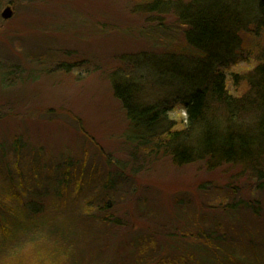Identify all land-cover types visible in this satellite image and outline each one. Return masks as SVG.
I'll use <instances>...</instances> for the list:
<instances>
[{"label": "rangeland", "instance_id": "obj_1", "mask_svg": "<svg viewBox=\"0 0 264 264\" xmlns=\"http://www.w3.org/2000/svg\"><path fill=\"white\" fill-rule=\"evenodd\" d=\"M147 1L0 0V222L11 228L0 230V264H159L182 252L185 264H233L234 253L263 264L264 157L177 164L173 144L144 146L114 96L112 80L131 72L120 92L133 83L140 105L177 99L168 116L174 130L186 123L164 61L192 67L195 52L174 18L136 8ZM237 28L227 84L242 93L264 28Z\"/></svg>", "mask_w": 264, "mask_h": 264}, {"label": "trees", "instance_id": "obj_2", "mask_svg": "<svg viewBox=\"0 0 264 264\" xmlns=\"http://www.w3.org/2000/svg\"><path fill=\"white\" fill-rule=\"evenodd\" d=\"M245 1L254 3L247 8L246 15L239 13L243 0H189L186 3L183 0H149L136 6L144 14L174 18L183 27L186 45L195 52L192 67L172 57L164 61L169 70L165 83H169L168 88H172L175 97H184L182 103L187 119L179 130L173 129L168 116L172 102L177 99L171 104L163 100L140 105L133 83L125 87L123 93L119 88L123 82H132L133 73L123 70L122 82L112 80L114 96L125 110L127 120L142 132L138 139L143 140L145 147L173 144L172 160L181 165L203 160L209 165L243 162L256 167L255 163L264 157V49L259 52L253 69L242 76L246 84L242 93L231 92L227 84V70L238 61L241 53L237 27L244 23L253 24L258 30L264 28V0ZM162 25L156 22L152 31H163ZM135 67L131 64L133 71ZM172 74L176 76L175 84ZM162 139L166 140L162 142ZM9 216L10 213L5 212L4 218ZM9 224L13 227L16 223L13 220ZM0 230H5L6 237L11 234V228L8 230L2 222ZM217 231L212 232L217 234ZM202 234L207 238L210 233L203 231ZM214 240L227 245L225 236L220 234ZM218 247L213 244L215 250L206 256L208 261L220 259L223 249ZM189 253L163 257L159 264H185V255ZM229 255L226 259L233 264H258L237 257L235 253Z\"/></svg>", "mask_w": 264, "mask_h": 264}, {"label": "water", "instance_id": "obj_3", "mask_svg": "<svg viewBox=\"0 0 264 264\" xmlns=\"http://www.w3.org/2000/svg\"><path fill=\"white\" fill-rule=\"evenodd\" d=\"M12 16V10H11V7L10 6H6L3 11L1 12V17L4 19V20H7L9 19L10 17Z\"/></svg>", "mask_w": 264, "mask_h": 264}]
</instances>
